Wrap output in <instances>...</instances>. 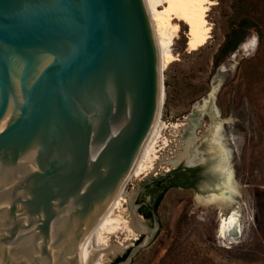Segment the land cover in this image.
<instances>
[{"label":"water","instance_id":"1","mask_svg":"<svg viewBox=\"0 0 264 264\" xmlns=\"http://www.w3.org/2000/svg\"><path fill=\"white\" fill-rule=\"evenodd\" d=\"M165 105L146 0H0V264L94 260V231L146 159ZM151 217L106 264H136L159 245L161 215Z\"/></svg>","mask_w":264,"mask_h":264},{"label":"rangeland","instance_id":"2","mask_svg":"<svg viewBox=\"0 0 264 264\" xmlns=\"http://www.w3.org/2000/svg\"><path fill=\"white\" fill-rule=\"evenodd\" d=\"M212 1L207 12L209 38L202 47L189 51L187 26L180 22L179 30L173 33L170 52L175 60L163 68L166 105L151 147L157 150L160 159L174 157L185 146L193 120L197 121L193 131L195 144L207 160L189 167L198 168L200 174L192 189L171 187L164 192L157 207L163 236L159 245L136 264H264V30L260 36L255 31L249 32L238 48L214 67L213 57L224 40L227 15L235 1ZM163 6L161 3L159 11ZM252 10L262 17L264 25V0H254ZM168 31L172 33V29ZM213 86L217 87L214 91ZM212 91L213 97L207 96ZM197 104L205 106L194 114ZM218 123L239 190L235 201L222 212L203 209L197 202L200 197L220 193L216 190L220 183L214 176L216 158L208 151L207 144L211 130ZM152 149L148 156L153 154ZM184 164L182 161L166 170L164 164L156 161L155 168L146 172L148 160L145 159L142 171L131 176L122 198ZM154 181L146 184L134 201L139 218L150 228L154 227L153 220L140 214L139 209L151 205ZM232 209L239 226L234 235H221L220 221ZM134 237L124 230L113 233L108 237L109 242L122 250L111 256L100 254L98 262L107 259L116 263L118 257L142 238ZM94 247H104L96 236Z\"/></svg>","mask_w":264,"mask_h":264},{"label":"bare ground","instance_id":"3","mask_svg":"<svg viewBox=\"0 0 264 264\" xmlns=\"http://www.w3.org/2000/svg\"><path fill=\"white\" fill-rule=\"evenodd\" d=\"M146 3L152 33L161 48L162 69L166 64L175 60L170 52V46L172 44L173 33L179 30L181 23L187 26V46L189 51H196L207 42L210 31L207 21V12L209 6L213 4L212 0H146ZM161 3L164 6L162 10L159 11ZM173 20H177L178 23L172 24ZM169 29H172V33H169ZM216 86H213V91L217 88ZM213 91L210 92L209 97H213ZM203 100V103H205L206 99ZM204 106L205 104L202 106L197 104L194 109H196V112H200V109ZM196 126L197 121L192 120V126L189 131L190 136L187 137L186 144L183 146L182 150L174 157L160 159L156 154L157 150L154 151V149L151 148L154 152L150 154V156L147 155L146 160H148V165L144 171L149 172L153 170L156 161L164 164L166 170H168L169 167L176 166L182 161L188 165L204 162L205 157L198 151V146L195 144L196 136L193 135V131ZM220 129L221 125L219 123L216 124L211 130V135L207 142L208 151L212 154V157L214 156V158H216L214 170L222 177L218 185L220 193L200 197L197 199V202L203 209H216L222 212L235 201L236 196L239 194V190L237 183L233 179V171L229 163L227 151L220 137ZM140 171H142V165L134 170L132 176L140 173ZM219 225L221 235L226 233L234 235L235 229L239 226L235 210L232 209L229 211V213L221 219ZM121 230L130 233V235L132 234L135 236L134 238L138 235L137 232L146 230V225L136 213L133 194L128 195L127 198L121 197L94 231V237L96 236V239L103 243L104 247L101 249L94 247V260L88 264H106L108 263L107 259L102 263L98 262V256L100 254L111 256L122 250L119 245L111 243L108 240V237L113 233Z\"/></svg>","mask_w":264,"mask_h":264},{"label":"trees","instance_id":"4","mask_svg":"<svg viewBox=\"0 0 264 264\" xmlns=\"http://www.w3.org/2000/svg\"><path fill=\"white\" fill-rule=\"evenodd\" d=\"M235 3L231 5V13L227 15L228 29L225 34L223 42L220 44L217 52L213 57L214 67H218L220 63L232 52H234L238 46L246 39L249 32L255 31L260 36L262 30H264V25L262 23V17L258 13H254L252 10V4L254 0H234ZM174 172V177L169 180V187L161 186L159 181H154L152 185L154 186V197L151 205H146L139 209V213L145 216L146 218L151 217L152 209L157 211V207L162 200L164 192L171 187L183 186L188 188L195 185L196 179L190 178L188 173L190 172L193 176H197L198 168H186L182 167L171 171ZM128 252V251H127ZM124 253L123 256L118 257L115 262L123 260L126 256Z\"/></svg>","mask_w":264,"mask_h":264},{"label":"flooded vegetation","instance_id":"5","mask_svg":"<svg viewBox=\"0 0 264 264\" xmlns=\"http://www.w3.org/2000/svg\"><path fill=\"white\" fill-rule=\"evenodd\" d=\"M183 170L184 169H186V168H182ZM174 172L172 173V174H168V175H166L165 177H162L161 179H159V180H157V181H159L160 182V185L161 186H165V187H169V180L170 179H172L173 177H174ZM188 175L190 176V178H192V179H198L199 177H200V174H198L197 176H193L190 172L188 173ZM176 187H178V188H185V187H183V186H176ZM194 186H190V187H188V188H186V189H192Z\"/></svg>","mask_w":264,"mask_h":264}]
</instances>
